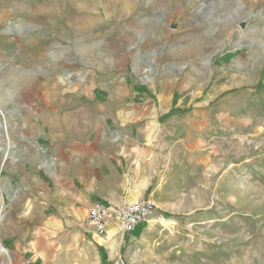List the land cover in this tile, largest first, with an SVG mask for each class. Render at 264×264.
Segmentation results:
<instances>
[{"label": "rangeland", "instance_id": "374dc122", "mask_svg": "<svg viewBox=\"0 0 264 264\" xmlns=\"http://www.w3.org/2000/svg\"><path fill=\"white\" fill-rule=\"evenodd\" d=\"M119 127L157 208L102 264H264V0H0V226Z\"/></svg>", "mask_w": 264, "mask_h": 264}, {"label": "crops", "instance_id": "0c3cea01", "mask_svg": "<svg viewBox=\"0 0 264 264\" xmlns=\"http://www.w3.org/2000/svg\"><path fill=\"white\" fill-rule=\"evenodd\" d=\"M87 133L86 144L71 151L61 173L65 180L55 193L47 197V189L39 187L44 177L36 178L21 198L8 203L0 226V264H102L97 243L106 250L105 241L114 233L97 236L88 229V207L95 201L121 203L150 192L149 153L145 156V148L134 139L124 143V128ZM68 250L75 257L67 255Z\"/></svg>", "mask_w": 264, "mask_h": 264}, {"label": "built area", "instance_id": "2783aa9c", "mask_svg": "<svg viewBox=\"0 0 264 264\" xmlns=\"http://www.w3.org/2000/svg\"><path fill=\"white\" fill-rule=\"evenodd\" d=\"M156 208L150 194L121 203L95 201L87 209L85 224L97 236H104L110 230H114V234L128 235L154 216ZM163 218L162 214L156 215L157 220Z\"/></svg>", "mask_w": 264, "mask_h": 264}, {"label": "trees", "instance_id": "16d2710c", "mask_svg": "<svg viewBox=\"0 0 264 264\" xmlns=\"http://www.w3.org/2000/svg\"><path fill=\"white\" fill-rule=\"evenodd\" d=\"M187 109H185L184 111H186Z\"/></svg>", "mask_w": 264, "mask_h": 264}]
</instances>
